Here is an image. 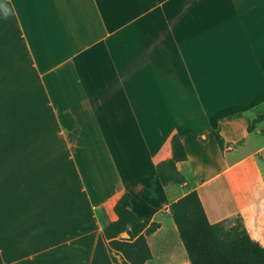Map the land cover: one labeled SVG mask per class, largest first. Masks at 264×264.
I'll return each mask as SVG.
<instances>
[{
    "label": "crops",
    "instance_id": "1",
    "mask_svg": "<svg viewBox=\"0 0 264 264\" xmlns=\"http://www.w3.org/2000/svg\"><path fill=\"white\" fill-rule=\"evenodd\" d=\"M259 112L264 0H0V264H91L127 190L161 223L145 264L168 228L191 264L171 204L192 189L264 245ZM175 133L186 185L158 177Z\"/></svg>",
    "mask_w": 264,
    "mask_h": 264
},
{
    "label": "trees",
    "instance_id": "2",
    "mask_svg": "<svg viewBox=\"0 0 264 264\" xmlns=\"http://www.w3.org/2000/svg\"><path fill=\"white\" fill-rule=\"evenodd\" d=\"M262 121L264 112H259L249 121V131ZM213 132L224 147L225 139L220 131ZM172 146L173 156L157 164L158 177L165 185H186L187 178L178 162L188 159V152L179 133L173 135ZM142 188L150 196L157 195L155 183ZM115 210L118 218L104 228L91 264H145L153 257L149 236L161 223L140 216L133 209L130 190L122 194ZM171 211L191 264H264V245L251 236L242 219L237 218L229 226L225 221L212 222L197 189L172 202ZM123 232L128 236H123Z\"/></svg>",
    "mask_w": 264,
    "mask_h": 264
},
{
    "label": "rangeland",
    "instance_id": "3",
    "mask_svg": "<svg viewBox=\"0 0 264 264\" xmlns=\"http://www.w3.org/2000/svg\"><path fill=\"white\" fill-rule=\"evenodd\" d=\"M261 124H264V122H262ZM223 148V147H222ZM225 224L227 226L231 225L232 222H225ZM165 233H161L160 235L156 236L153 239V247L154 250L156 252V260L157 262H159L160 264H175V260L173 258H169L173 252H171L169 250V248H164L165 250H163L161 253L159 250V245L163 243V239L161 237L168 236V241H171L172 243H175L176 239H175V235L172 233V231L168 228L166 231H164ZM161 254H163V256H161ZM166 255V256H164Z\"/></svg>",
    "mask_w": 264,
    "mask_h": 264
}]
</instances>
